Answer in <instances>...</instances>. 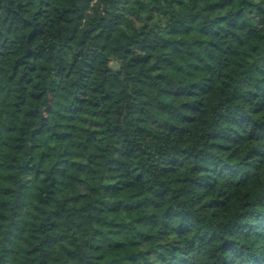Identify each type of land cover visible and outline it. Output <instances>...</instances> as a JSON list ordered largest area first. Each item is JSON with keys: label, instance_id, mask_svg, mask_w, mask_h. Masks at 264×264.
Listing matches in <instances>:
<instances>
[{"label": "trees", "instance_id": "1", "mask_svg": "<svg viewBox=\"0 0 264 264\" xmlns=\"http://www.w3.org/2000/svg\"><path fill=\"white\" fill-rule=\"evenodd\" d=\"M0 264H264V0H0Z\"/></svg>", "mask_w": 264, "mask_h": 264}]
</instances>
